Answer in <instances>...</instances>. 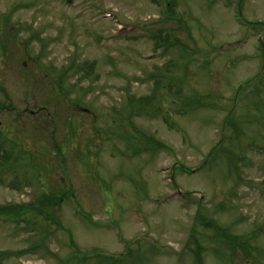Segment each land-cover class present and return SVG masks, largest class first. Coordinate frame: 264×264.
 Returning a JSON list of instances; mask_svg holds the SVG:
<instances>
[{
    "label": "rangeland",
    "instance_id": "1",
    "mask_svg": "<svg viewBox=\"0 0 264 264\" xmlns=\"http://www.w3.org/2000/svg\"><path fill=\"white\" fill-rule=\"evenodd\" d=\"M1 146L0 264H264V0H0Z\"/></svg>",
    "mask_w": 264,
    "mask_h": 264
},
{
    "label": "trees",
    "instance_id": "2",
    "mask_svg": "<svg viewBox=\"0 0 264 264\" xmlns=\"http://www.w3.org/2000/svg\"><path fill=\"white\" fill-rule=\"evenodd\" d=\"M246 23H248V22H246ZM168 39L169 40L171 39V36L169 34L164 35V37L159 36V38H158L159 41H156V47H159L160 48L161 47L160 45L163 43V45L165 46V48H167V46H168L167 40ZM169 42H170V44H172L171 41H169ZM181 48H184V46H181ZM66 71H67V69L64 68V69H62L60 71V74L57 73V75H59V79H62L63 78V76L66 73ZM152 75H154L156 78H159L157 80V84H160L159 82H160V78L161 77H159L158 74H152ZM169 85H170V89H171L172 88V84H169ZM156 102H157V90H155L153 92V94H150V95H148L146 97H143V98L137 100V102L133 103V111H132V114H137V115L145 114V112H148L149 109H152V111H153V110L156 109V106H157V103ZM158 103H159V101H158ZM0 150L4 153V156L9 155V151L5 150L2 146H1ZM4 161H6V160H3L2 162H4ZM14 212L17 215H21L22 214L20 212L15 211V210H14ZM11 213H13V210H11L10 208L0 207V214L7 215V214H11Z\"/></svg>",
    "mask_w": 264,
    "mask_h": 264
}]
</instances>
